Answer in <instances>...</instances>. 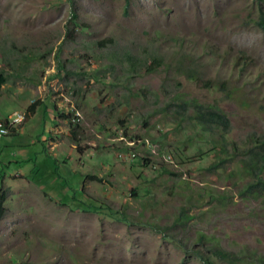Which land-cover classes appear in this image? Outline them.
I'll return each instance as SVG.
<instances>
[{"label": "rangeland", "instance_id": "1", "mask_svg": "<svg viewBox=\"0 0 264 264\" xmlns=\"http://www.w3.org/2000/svg\"><path fill=\"white\" fill-rule=\"evenodd\" d=\"M261 9L264 0H0V121L24 115L0 136V264H206L193 250L215 264H264V193L240 192L252 181L243 149L264 134ZM222 79L240 87L236 98ZM176 96L189 101L184 120ZM196 103L229 118L215 168Z\"/></svg>", "mask_w": 264, "mask_h": 264}, {"label": "trees", "instance_id": "2", "mask_svg": "<svg viewBox=\"0 0 264 264\" xmlns=\"http://www.w3.org/2000/svg\"><path fill=\"white\" fill-rule=\"evenodd\" d=\"M68 1L72 5V0H68ZM71 14L72 16L76 17L73 11H71ZM255 22L259 27H261L264 30V10L263 9L260 10L258 19ZM184 57L185 59L190 60L189 54L185 53ZM192 60L193 59H191L190 61ZM235 61L238 64H241V63L245 64V62H247V59L243 57L241 54H239L236 56ZM151 63L160 64L162 63V58L156 54H153L151 56ZM152 64H150V66ZM131 65L133 67L134 63H132ZM194 72L195 71L192 70V74H190L193 77L195 76ZM7 82H8V76H7L6 71H4L3 69H0V91H1V87ZM229 83H230L229 80L222 79L218 81L217 83H215V85L219 89L223 90L224 93L227 94V97L236 98V92L240 91L241 89L240 87L235 86L234 87L235 90H231L230 88H228ZM173 100H177L175 102V105H176L175 115L178 118L184 120L183 109L186 108L187 105H189V101H186L185 99L180 100L179 96H176ZM36 104H37L36 102H33L32 104H30L27 111L29 113H33L35 111ZM190 105H193V108H194L193 117H194L195 123L199 126L201 133H203V138L209 135L211 139L210 141H212L213 144H215V147H216L215 156H217V160L210 164V168H215L220 164L221 161H224L228 156L226 155L228 153L227 143L224 141V138L221 134H223L224 132L228 130L229 118L226 115V113L223 110H221L218 106H210V105L204 106L198 103H196L195 105L194 104H190ZM249 138H250L249 139L250 145H248L245 149H243L244 156L241 154L242 157L240 159V166L245 173H248L249 175H251L252 181L245 183L242 189L240 190V192L242 195H246V196H249L251 194L254 196H258L259 193H264V134L257 135V136L250 135ZM233 149L234 150L230 153V155L237 156L238 153L237 151H235L236 148L233 147ZM22 162L26 163L28 161L23 160V161L11 162V163L18 164ZM9 163H7L6 166H8ZM4 199H5L4 193L0 194V215L4 211V207H3ZM83 206L86 209H89V208L93 210L97 209V207L93 206L92 203L91 204L87 203ZM184 214H187V213H185L184 211L179 213V215L177 216V220L182 221ZM203 236L204 235L199 234V240H201ZM213 251H214V255L216 254L220 256L221 258L226 259L227 261H230L232 263H238L242 261V259L236 258L235 256L233 257L231 256V254L221 251L220 249H216V250L214 249ZM193 252L196 255H198L200 259L206 264H215L214 259L204 257L202 254H200L198 250H193ZM245 261L247 262L246 264H252V262L249 260H245Z\"/></svg>", "mask_w": 264, "mask_h": 264}, {"label": "built area", "instance_id": "3", "mask_svg": "<svg viewBox=\"0 0 264 264\" xmlns=\"http://www.w3.org/2000/svg\"><path fill=\"white\" fill-rule=\"evenodd\" d=\"M15 116L13 119H10L9 123L7 121H0V136L6 135L10 132V129L13 127L14 123L20 122L24 115H20L19 113H14Z\"/></svg>", "mask_w": 264, "mask_h": 264}]
</instances>
